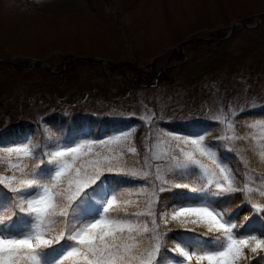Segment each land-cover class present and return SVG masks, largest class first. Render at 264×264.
<instances>
[{
	"label": "rangeland",
	"instance_id": "obj_1",
	"mask_svg": "<svg viewBox=\"0 0 264 264\" xmlns=\"http://www.w3.org/2000/svg\"><path fill=\"white\" fill-rule=\"evenodd\" d=\"M240 20L251 25L259 20V24L233 28L232 23ZM175 51L185 60L173 62ZM103 62L107 75L121 78L105 76ZM122 62L154 71L155 78L150 84H139V89L132 88L123 75L109 69ZM36 66L41 72L35 71ZM166 69L171 81L158 83V74ZM262 107L264 0H0V132L29 124L38 135L46 131L41 127L45 119L56 115L68 120L125 121L123 128L101 137L81 136L75 143L59 137L49 152L62 150L66 143L85 145L76 166L84 163L90 173L94 161H101V179L104 173L110 174L114 190L106 183L101 195L97 189L92 200L99 203L115 196L110 216L127 215L134 221H148L151 227V216L133 215L148 211L151 204L161 232L184 230L186 234L187 230L170 220L164 226L160 221L164 210L157 201L161 186L173 188L163 180L184 160L183 153L192 151L193 146L184 143L192 139L214 145L209 151L232 170L236 185L252 187V166L264 164L260 155L264 121L254 113ZM239 122L242 132H238ZM24 146L31 148L30 136L19 144L0 145V177L20 176L22 169H9L8 163L22 165L24 154L14 152L9 157L8 149ZM221 150H235L238 172L246 167L247 182ZM198 158L210 172L218 173L208 157ZM66 159L72 163L71 157ZM109 166L112 172L107 171ZM213 178L222 179L208 176L204 180ZM190 186L199 185L193 181ZM10 215L11 209L6 208L0 218ZM56 227L49 238L58 235L63 224ZM201 232L199 228L187 232V242ZM148 236L138 237L145 248L149 242L144 237ZM54 244L59 248L54 242L49 253ZM58 255L46 257L47 264ZM164 256L182 259L173 253Z\"/></svg>",
	"mask_w": 264,
	"mask_h": 264
},
{
	"label": "snow or ice",
	"instance_id": "obj_2",
	"mask_svg": "<svg viewBox=\"0 0 264 264\" xmlns=\"http://www.w3.org/2000/svg\"><path fill=\"white\" fill-rule=\"evenodd\" d=\"M260 127H264V124ZM184 143L191 144L192 151L183 153L184 160L169 170L163 183L188 191L173 192L171 197L165 198L168 203L160 215V221L165 227L169 220L175 222L188 233H194L197 228L202 229V233L191 236V243H185L179 233L168 236L161 232L151 204L148 211L133 214L151 216L149 227L148 221H134L133 217L127 215H108L116 203L115 196L93 203L92 197L97 195L101 185L106 184L107 177L101 179L103 168L99 159L94 161L95 167L91 173L84 163L76 166L85 145L72 146L66 143L62 150L51 151L47 161L40 152H33L30 146L8 149L9 157L14 152H22L37 167L25 170L22 165L9 162V169H22L20 176L13 173L10 177H0V184L16 194L13 199L0 188V213L8 208L11 209L9 218L15 217L9 224L0 218V264H47L46 257L56 252L59 255L51 264H57V261L61 264L63 261H71L72 264H160V261H164V264H240L247 259L245 249L253 254L264 252V238H261L264 233L258 237L246 231L248 225L258 217L253 215L247 224L239 226L245 231H234L238 228L234 222L238 214L226 211L238 199L230 194L238 191L251 193L253 189L248 184L242 188L236 185L232 170L226 169L223 162L209 151L214 145H205L202 138ZM260 155L264 157V148ZM69 157L72 163L66 159ZM198 157H208L219 169L218 173L210 172ZM107 171L112 172L113 167H107ZM208 176L222 179H207L205 182L204 178ZM156 179H160L158 174ZM193 181L199 186H190ZM213 185L215 191H212ZM165 190L163 186L159 188V192ZM189 193L196 195L190 196ZM253 207L264 212V206L260 204ZM21 213L24 215L21 216ZM18 220L24 222L23 228L13 232ZM60 223L63 229L59 230L58 235L49 238ZM144 233H150V236L144 237L149 242L147 248L143 246V239L138 238ZM166 237L177 241L173 251L182 259L173 257L168 260L161 255L157 260ZM54 242L59 244V248H52L51 253L45 252ZM258 264H264V258Z\"/></svg>",
	"mask_w": 264,
	"mask_h": 264
},
{
	"label": "trees",
	"instance_id": "obj_3",
	"mask_svg": "<svg viewBox=\"0 0 264 264\" xmlns=\"http://www.w3.org/2000/svg\"><path fill=\"white\" fill-rule=\"evenodd\" d=\"M198 43L200 44V42ZM172 59L173 62H175V61H179L180 59L185 60V57L182 55L180 51H175ZM13 67L14 69H19V71H21L19 65H14ZM69 67L72 68L71 64L69 65ZM109 69L112 72L118 71L119 74L123 75V77L126 79V83H128V85L131 86L132 88H136V89H139V84H150L156 75L154 71L142 70L138 66H136V64H132L129 62L112 64L109 66ZM35 71L41 72V68L39 66H36ZM168 73H169V69H166L163 70L160 74H158L157 82L158 83L170 82L171 78L169 77ZM254 113L257 115L255 118L264 121L263 107ZM45 120L47 121V123H45V125L41 127L46 131L38 132L39 133L38 135L35 133L36 132L35 128L33 126H30L29 124H19L9 129H4L3 131L0 132V145L9 146L13 144H19L24 142L27 136H30V141L32 143L31 150L33 152H37V151L40 152L41 155L43 156V159L47 161L50 159V154H49L50 148L54 147L59 137L64 142L73 143L76 139H78L81 136L101 137L103 135L113 133L123 128L125 125V121L122 120H111L107 118L102 119V118H94V117H88V118L73 117L70 120H68L64 117H60L56 115V116L47 117ZM238 125H239L238 132H242L243 123L239 122ZM38 126H40V123H38L35 127ZM34 144H36V147L33 146ZM221 151H222L221 152L222 156L224 158H226L227 160H231L234 163L235 169L238 172V165L235 159V150H232L233 152L232 151L225 152L224 150ZM30 159L31 158L22 159V166L25 170H31L37 167L36 164L30 163ZM252 168H253V180L247 177V172L244 171L246 170V167L242 168L243 171L241 173L238 172V174L244 180L243 182H247L249 179V183L252 185L253 188L252 187L251 188L253 189V191L251 193H244L242 191H238L236 193L230 194L231 196L238 197V199H236L235 203H232L229 207H227L226 211L229 213L236 212L238 214V219L234 221L238 225V228L234 229V231H245L244 228H241L239 226L247 224V221L251 219L253 215L258 217V219H256L252 224L248 225L246 231L260 237V233H264V212L258 211L257 208L253 207V205L260 204L264 206V164L261 163L259 166L255 164L252 166ZM6 172L8 173L7 170ZM103 176L104 178L107 177L106 183L109 186V188L114 190L113 187L114 182L110 174L104 173ZM97 183H99V181H97ZM93 187H95V185H93ZM0 188H2L3 191L8 194V196L13 197V199H15L16 197L15 193L9 192L8 189L5 188L4 185L2 184H0ZM102 189H103V185H101V187L98 189L99 195H101ZM187 191H188L187 189H175V188L166 189L164 192H161L160 197H158V201H157L158 208H160V210H165V205L168 203V200L165 198L171 197L173 192H187ZM189 195H191V193H189ZM223 198L224 197H219L217 199H223ZM167 210L171 211V209H167ZM23 215L24 214L21 213V216ZM10 216H7L8 218L4 219L5 224L11 223V219L15 218L14 216H12L10 219L9 218ZM23 224L24 222L22 220H18L16 225L13 227L12 231L13 232L21 231L23 228ZM173 233H179L185 243H191V242H187V232L185 234L184 230H172L167 235L171 236ZM208 238L212 239V237H208ZM176 243L177 241L169 240L166 237L165 245L164 247H162L163 251L161 252L160 256L161 255L164 256L167 253H173L174 255L177 256L178 254L173 251ZM53 248H58V247L56 244H54ZM49 250H51V248L46 249V252H48ZM245 256L247 257V259L242 260L240 264H258V261L264 258V252L253 254L250 253L247 249H245Z\"/></svg>",
	"mask_w": 264,
	"mask_h": 264
},
{
	"label": "water",
	"instance_id": "obj_4",
	"mask_svg": "<svg viewBox=\"0 0 264 264\" xmlns=\"http://www.w3.org/2000/svg\"><path fill=\"white\" fill-rule=\"evenodd\" d=\"M261 16L262 15H260L258 18H259V20L261 19ZM259 20L257 21V24L256 25H258L259 24ZM238 24H240V25H243L244 27H246V28H254V27H256V25L254 24V25H251V24H247L245 21H242V20H240V21H235V22H233L232 23V27L234 28L236 25H238ZM42 64L43 65H46L47 67H50V64L48 63V62H42ZM32 64H30V62L28 63V66H31ZM103 72L105 73V76H107L108 78H110V79H117V78H121L120 76H110V75H107V73H106V67H105V63L103 62Z\"/></svg>",
	"mask_w": 264,
	"mask_h": 264
}]
</instances>
